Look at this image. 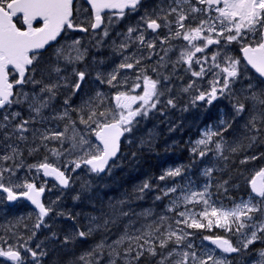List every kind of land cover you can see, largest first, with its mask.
Returning <instances> with one entry per match:
<instances>
[{"label": "snow or ice", "instance_id": "obj_1", "mask_svg": "<svg viewBox=\"0 0 264 264\" xmlns=\"http://www.w3.org/2000/svg\"><path fill=\"white\" fill-rule=\"evenodd\" d=\"M87 2L94 12L90 28L95 35V30L101 29L104 23L102 13L105 10H118L113 15L124 18L126 12H136L140 9L143 0H87ZM78 12L79 8L74 5V0H0V133H3L0 143L14 138L27 144L29 140L27 134L31 132L32 142L39 140V144L29 149V155L39 151L43 146L56 163L48 162V157H45L44 162L29 165V170L35 168L37 172L42 171L44 176L53 177L59 186L64 187L69 186L71 178L65 174V170L57 166L60 157L78 154L74 160H65V168L69 163L74 165L72 171L81 168L82 165L97 174L105 172L106 169L110 170L109 162L113 161L120 150L121 137L125 133L132 132L137 117L144 118L151 110L156 109L160 102L159 97L163 95L158 87L161 81L152 79L146 74V69L141 67L140 72L143 75L137 76L134 88H139L142 82L144 85L142 95H129L126 91H117L111 97L115 104L111 105L106 93L96 91L94 95L83 99L78 106L73 107L70 100L81 90V85L86 80V72L78 71L76 65L85 59L88 49L81 47L80 39L59 44L57 38L68 31L89 32V27L75 22V15ZM197 14H202L206 18L198 19ZM172 16L175 17L174 20L169 19ZM190 18L191 22L186 24L185 22ZM37 21L39 26H34ZM111 22L110 16L109 24ZM173 23L176 26L174 32ZM138 24H142L143 28L129 27L119 44L113 41L112 46L116 51L123 53L133 43L154 50L155 42L152 40L146 42L145 31L151 30L155 33L164 27L168 29L169 36L161 41V46L172 39H183L188 42V46L179 52L175 63L186 64V71H190L194 77L205 75L204 65L209 60L207 55L196 57V54L204 53L209 45L218 47V51L211 56V65L207 69L213 71L215 77L210 81V90L198 92L192 103L203 101L211 105L218 98L227 95L230 99L234 98L233 116L232 119L222 118L215 129L207 128L202 133V138L195 141L191 151L199 157H204L207 152L214 150L218 157L225 160L228 158L226 152L240 151L244 145L239 142L234 145L229 144L224 139V133L232 127V121L236 117H243L245 114L247 120L243 127L248 133L247 147L251 148L264 133V87L253 84L249 79V82L239 89V95L237 94L233 86L244 79L241 60L230 56L227 49L233 43L239 44L246 64L255 69L264 83V0H195V2L169 0L166 7L158 5L151 11L146 9ZM101 31L102 37L109 36L108 27H104ZM133 33H136L134 38ZM197 41L201 42L200 45L196 43ZM53 42L59 45L54 50L55 64L50 65L49 69H39L40 50H46V46L52 47ZM101 42L97 40L96 44L99 45ZM221 48L224 49L223 52L219 50ZM161 50L164 51V56L159 57L157 65L166 66L165 57L172 49L161 47ZM123 59L133 62L120 63L106 76L97 73L96 79L102 84L106 83L110 88L121 87L126 83L127 78L118 79L120 70L141 65V59L136 58L135 54L124 56ZM193 63L199 66V71L193 70ZM9 66L18 76L11 81ZM69 68L71 72L64 75L63 73ZM216 69L218 71H215ZM38 71L41 79H36ZM152 71L157 72V68H152ZM53 74L55 79H52ZM45 76L49 80L47 83L44 80ZM70 76L76 78L71 83H69ZM164 80H168V77L164 76ZM26 85L37 87L29 93L23 91ZM17 86L18 90H14ZM192 87L193 84H189L183 91L187 92ZM62 88L70 89V93L63 99L62 110L57 112L52 105ZM166 103L175 106L172 99H168ZM25 104L29 111L28 119H24L20 111L13 110L14 106ZM48 109L54 114L44 115L45 110ZM47 121H61L63 124L62 127L57 124L54 128L43 130L30 128L32 124ZM93 138L99 143H93ZM49 143H56L59 147L49 148ZM209 145H214V149ZM6 149L0 154V162H12V166H0V189L7 193L9 201L27 198L36 206L39 210V220L35 228L39 229L44 218L52 211L41 200L45 188L37 187L35 183L27 181L6 187L3 182L5 173L11 178L16 170L23 167V164L16 163L17 158L23 156V149L15 143H8ZM258 158V156H250L241 163ZM212 171L211 168L205 169L204 175L211 176ZM182 172V166L169 169L159 179L164 181L180 177ZM227 183L228 181H224V184ZM249 183L251 191L248 198L241 199L231 207L222 204L216 206L219 202L211 200L210 185H205L202 191L185 192L181 189L180 195L170 201L168 208V211H176L178 207H184L183 211L178 212L180 219L175 220L177 225L175 229L171 224L166 223L167 217L161 216L158 221L143 225L134 233L126 229L111 243L101 240L91 251L80 255L76 264H101L105 249L108 250V264H116L117 258H123L124 264H139L145 253L151 257L159 255L157 264H226L224 258L215 255L216 249L222 254L240 253L258 240L264 243V168L256 172ZM224 184L219 187H223ZM179 187L176 185L167 188L163 195L176 193ZM149 188V183L144 182L137 190L138 198L139 194ZM156 199L159 200L161 197L157 196ZM118 203L124 204L125 201ZM189 205L193 207L189 208ZM196 205H202V210L196 211ZM110 207L115 214V206ZM257 214L260 219L256 218ZM119 215L126 216L128 213L121 211ZM143 215H151V211ZM92 219L95 221L97 218ZM109 222L105 219L103 225L93 223L87 231H77L75 235L80 238L87 237L96 229L106 227ZM179 225L184 227L181 228ZM213 227L224 229L226 233L236 236L239 246H235L232 240L225 236L209 235L204 236L203 240L211 241L215 249H203L198 254L191 242L186 243L193 235L187 229L201 230ZM55 235L53 233V236ZM31 239V236L28 237V240ZM72 239L71 236H65L63 243L67 244ZM169 245L172 247L165 254L163 250L168 249ZM157 249L161 251L158 253ZM46 255L47 252L41 244H37L33 249L27 240L23 244H10L0 237V257L6 258L12 264H29L28 256L31 257V264H41V260ZM256 256L254 264H264V249L258 250Z\"/></svg>", "mask_w": 264, "mask_h": 264}, {"label": "rangeland", "instance_id": "obj_2", "mask_svg": "<svg viewBox=\"0 0 264 264\" xmlns=\"http://www.w3.org/2000/svg\"><path fill=\"white\" fill-rule=\"evenodd\" d=\"M193 2H195V0H193ZM214 15H215V13H213V16ZM172 17H174V16H172ZM108 20H109V18L106 19V23L108 22V24H107L108 27L112 23H116V20H112L111 24H109ZM122 33H123L122 31L109 30V36L108 37L99 36L97 38V40L102 41L101 46H100L99 50L95 51L94 53L90 52V47H85L88 49V54L85 57V59L82 61L83 62L82 67H83V71L86 72V80L84 83V87L87 90H90L91 92L101 91V92L106 93L109 96L111 93V88L106 83L102 84V83H100L99 80L96 79L97 73H101V74H104L106 76L107 73H110L113 71V70H110V68L115 69L122 62H132L131 60L124 61V59H123L124 56H129L128 55V49L129 48L127 50H125L123 53H120V52L116 51L115 48L112 46L113 41H115L117 43L116 38L121 36ZM152 37H153L152 35L147 36V33L145 32V38L147 40H152ZM221 43H222V40H221ZM237 45L240 47L239 44H237ZM136 49L138 51L137 54L140 57L139 59L145 60L149 57V49L148 48L140 47V46L138 47V45H137ZM219 50L222 52L224 51L223 49H219ZM212 51L213 50H210L208 55L205 54L209 57L208 62L205 63V65H204V67L206 69L205 75L203 77H194V76L192 77V78H200L202 81V83L198 84V88H196L194 85L191 88V89L196 90L197 94L200 91L210 90V81H212L215 78L213 75V71H207V69L211 65V59L210 58L214 53ZM227 51H228V54L230 56H233V57L241 60L239 50L227 49ZM130 52L132 53V50ZM113 53L118 55L117 60H111ZM161 53H162V50L159 49V54H161ZM202 56H204V55H202ZM202 56H198V57H202ZM218 62L222 63V61H219V60H218ZM192 68L194 71H199V66H197L196 64H193ZM186 69L181 71L180 73L174 74L175 76H179V82H178L177 86H180V87L183 86L184 88H186L189 85L187 82L182 80V77L186 76L189 73L188 71H186ZM130 70L131 69L120 70L119 77L120 78L126 77L128 80L131 77V74L128 73ZM241 70H242L244 79L241 83H238V84L233 86L236 89L238 95H239V89L241 87H243L244 85H246L249 82V79L251 80V82L253 84L259 85L260 87H264V84L260 83L256 79H254V77L250 74V72L247 71L246 67L244 66V63H242V60H241ZM215 71H218V69H216ZM36 77H37V75H36ZM221 79H222V77H221ZM163 87H164V84H162V81H161V86H160L161 92H163ZM33 88H34L33 85H26L23 88V91L31 93ZM189 91H190V89H189ZM189 91H187V92L183 91V94H180L179 92L164 94V92H163V95L161 96V98H162V116H163L164 123H166L167 120L169 118H171V116L168 115L170 105H168L166 102L168 99H172L174 101L175 108L178 111V114H177L178 120L176 121V123L174 125L178 128H182L181 123H182L183 119H186L194 130V132H193L194 138L192 139V142L195 143V141L202 138V133L207 128L212 127L215 129L216 126L219 124V121L222 118L223 119H232V115H233L232 104L234 102V98L230 99L227 97V95L224 96V100H221L222 97L218 98L211 105H208V110H209L208 113L205 112L207 110L205 102L200 101L198 103L196 102L195 104L192 103L191 111L193 112L192 115L194 117H196V119L194 120V123L191 124L190 119H187L186 118L187 116H184L180 113V110L184 105L183 102L181 103V105L177 104L178 98H181V100L185 101V102L188 101ZM114 92L116 93V91H114ZM58 96L59 97H57V99L54 101V103L52 105V108L55 109L57 112L62 110V108H63V96L62 95H58ZM194 97H193V99H194ZM73 98H74V96H72L71 100ZM71 100H70V103H71ZM223 101L226 103L224 106V109H219L218 105H220L221 102H223ZM109 102H110V99H109ZM22 106H25L26 110L28 111L26 104L22 105ZM183 110H184V113H186L188 110V107H185ZM216 111L219 114H216ZM20 112H21L22 117L24 119L29 118V111L25 112V113H23L22 111H20ZM212 113H214L213 124L204 125V126H201L202 128L201 127L198 128V125L201 122L206 121L207 118H205V116L206 115L210 116ZM53 114L54 113L52 112L51 109L46 110V112L44 113V115H46V116L53 115ZM137 118L143 120L142 124L135 123V125H138V130H136V132H137L136 134L138 135L140 143L147 145L145 142H147L148 140H145L144 137H147L148 135H152L155 137L161 136L162 132H161L160 126L158 129H154L152 126H148L145 123V120L147 119V117H144V118L137 117ZM246 120H247V114H245L243 117H236L232 121L234 124H232V127L227 132L224 133L225 134L224 139L228 143H229V141H230V143L233 141L235 143L236 142L235 140H239V142L245 146V142H248V140L246 139V136L248 135V133H246V131L243 127L244 124L246 123ZM57 124H60L62 127L63 122H61V121H47L45 123L37 122L35 124L30 125V128H36V129L43 130L45 128H54ZM172 128H173V125L170 126V129H172ZM237 128H238V130H237ZM240 130L242 133H239ZM131 133H135V131H133V129H132ZM27 135L29 136V140H28L27 144H25V142L16 141L14 138H13V140L3 141V143H0V154H3L7 150L6 145L8 143L18 144L23 149V156L18 157L16 160V163L17 164H23V167L16 170L14 175L11 178L9 177V175L7 173H5L4 178H8V184L10 186L20 184V183H23L25 181L28 182L26 172L29 169L28 166L33 165V162L29 158L34 157L36 159L35 162H38L37 158H41V162H44L45 157H48V162L56 163V160L49 154V152L43 146H41L39 148V151L34 152L33 154L29 155V149L32 147H36V145L39 144V140H36V142L33 143L31 132H29ZM163 136L166 140H170V137H171L170 133H167ZM2 137H3V133H0V140H2ZM134 139H137L136 135H135ZM93 143H96L95 138H93ZM172 144L173 143L168 142L167 145L171 146ZM255 144L257 146L256 148H257L258 152L256 151V149H254L250 153V155L248 156V157H250V156H258L259 157L256 160H249V162L252 164V166H251L252 173H255L256 171H259L260 169L264 168V133L261 134V137L257 140V142ZM147 146L150 147L151 145H147ZM48 147L49 148L59 147V145L56 143H49ZM209 147L214 149V145H209ZM77 156H78V154H72L69 156H62L59 158V162L57 163V166L65 168V160L71 161V160L76 159ZM123 156L124 155H122V158L120 159L119 163L125 161L126 157L124 158ZM208 156H212V159L214 161L217 160V158H218V156L216 155L214 150L207 152V154L204 157H199V156L198 157H199V159H201V158L204 159ZM41 162H39V163H41ZM0 166H12V162H0ZM73 167H74V165L69 163V164H67L66 169H68L70 172H73L72 171ZM208 168L213 169V167L206 166V169H208ZM75 171H76V176L74 177V181L71 185V189L68 192H66L65 194H62L61 193L62 191L59 190L52 183H50L48 186L46 204H47V207L52 209L51 212H53L56 215H52V216L48 217L45 222L41 223L40 228L36 229L35 225L38 223V220L34 224L28 223L27 222L28 217H29V220H31L32 222L35 220L34 219L35 217L33 216L32 211L30 212L28 209L24 208L17 215V219H16L15 223H12V225H11L12 227H16V228L20 227V229L22 231V235H21L22 244L25 242L24 237H26V234L24 231L27 230L30 227V225H32L31 229L33 228L34 233H35L34 236H33V233L31 236L32 237V248L35 249L37 244H41V247L49 255L47 264H53V262H56V259H59L58 253L60 252V249L64 250V251H70L71 250L70 248H64L65 243H63V238L65 237V234H70L71 232H75V230L74 229L70 230V228H71L70 223H66L67 220L65 218L61 219L58 217L61 213L67 212V209H65V205L67 203V200H69L71 197H73L75 195V193L77 191H79L78 187H82L83 185H87L89 183L90 177L92 174L91 171H89L88 168L84 167L83 165L81 166V168L76 169ZM183 171H184V169H183ZM30 172L32 173L33 177L36 178V180L41 181L40 173L37 172L35 170V168L31 169ZM207 178L210 179L211 177L207 176ZM209 182H210V180H209ZM204 186H205V184L202 186H195V187H193L192 191H202L204 189ZM179 189H180V187L177 188V190H179ZM14 190H16V189L14 188ZM209 192H210V189H209ZM179 195H180V193L174 195L172 198L169 197L170 196L169 195L168 196L169 198H167V201H165L166 204L164 203V204L159 205L160 206L159 211L152 209V207H150L149 205H147L145 207L144 206L145 204L137 205L138 207L137 206L128 207V206H124L123 204H119L118 203L119 201H118L117 205H114L116 208V213L118 214V216H125V215H119V212H121V211L128 213V215L125 216L127 218L125 219L124 222L120 221L118 219L111 222L113 225L123 224V227L112 232V235H110V237L106 240V242L111 243L112 241L116 240L120 235H122L124 233V231L126 229L130 233H134L136 229L141 228L143 225L151 224L154 221H158L159 217H161V216L167 217L168 219H167L166 223L172 225L175 220L180 219L178 216V212L184 210V207L181 206V207H178L176 209V211H168L170 201L175 199ZM247 198H248V196L245 197L244 199L246 200ZM211 200H212V195H211ZM88 202L91 203L92 200L89 199ZM0 203H4V199L1 195H0ZM91 204H89L90 209L93 210L91 213H93V212L98 213L97 215L96 214L94 215L97 218L95 220V223L97 222V220H99L101 218V216H99V214H101L107 210L112 212L111 207H110V206H112V204H108L107 206H105V209L104 208L101 209L98 206H95L96 204H93V205H91ZM142 206H144L145 208L142 209L140 212H138V210ZM192 207L193 206H190L189 208H192ZM217 207H219V206H217ZM195 209H196V211H200V210H202V207L201 208H195ZM149 210L151 211V215H148V216L143 215V213H145ZM134 211H135V213H134ZM4 213H6V210H4ZM4 213H0V214H4ZM130 213L131 214L134 213L133 216L131 217L132 219H129ZM57 215H58V217H57ZM25 216H27V217H25ZM115 217H117V216H115ZM8 220H11V219H8ZM21 223H22V226L20 225ZM45 225H47V227H45ZM62 225H64V226H62ZM54 226H57V227L54 228ZM174 226L177 227V225L175 223H174ZM172 227H173V225H172ZM179 227L183 228L184 226L179 225ZM67 229H68V231H67ZM49 230H55L58 234L53 236L52 233H48V235H47L48 237L44 236V238L49 239L46 242H45V240H41V239L36 238L37 235L40 234L39 232H45V231L48 232ZM216 230L218 232L219 231L225 232L224 229H220L217 227H213L212 229H201V230H199V233L197 235H194V233H193V235H192L193 240H189L188 242H191L195 246L198 254L203 249H212V248L208 247V245L206 243L207 240H203V237L208 236L207 234H209V232H214ZM187 231L192 232L189 229H187ZM14 233H15V230L12 228V231H10L9 235L14 236L15 235ZM228 235L233 236L231 234H228ZM234 237H235V246H239L237 244L238 238L236 236H234ZM121 251H122V249H121ZM166 252H165V254H166ZM240 254H241V261H239L237 264H254V261L257 259L256 254L253 255L251 253V251L248 249L242 250L240 252ZM215 255L217 257L224 258L226 260V264H233L232 260L229 257H225L216 251H215ZM159 259L160 258H155L156 264H157V261ZM41 264H43V263H41ZM101 264H108V250L107 249L104 250L103 260L101 261ZM116 264H124V259L123 258H117Z\"/></svg>", "mask_w": 264, "mask_h": 264}, {"label": "trees", "instance_id": "obj_3", "mask_svg": "<svg viewBox=\"0 0 264 264\" xmlns=\"http://www.w3.org/2000/svg\"><path fill=\"white\" fill-rule=\"evenodd\" d=\"M88 41L89 42L86 43V47H90V50L94 52L99 50L101 44H96L97 39H89ZM41 63L43 65H41L39 69H49L50 65L55 64V58H46V56H43L41 59ZM61 66L63 67V65ZM63 74L67 75L66 72H64ZM36 79H41V74L39 71L37 72ZM52 79H55L54 74L52 76ZM44 80L46 83L49 82L47 76L44 77ZM69 93L70 89L62 88L59 95H62L64 99L67 95H69ZM92 95H94V92L87 90V94L83 95L77 101V106L82 102L83 99H87ZM232 124L234 123L232 122ZM239 133H242L241 130L239 131ZM235 141L239 142V140ZM132 143L129 140L123 143V157H126L127 161H123L122 163L125 164V168L119 167L117 169V174H119L117 175V177L119 180H122V182H120H126L123 183L124 186L121 185V188L118 189L117 192H115L111 187V185L114 183L109 182V180L108 182H101L97 179L98 177H93L91 184L88 183L87 185L78 187L79 191H77L73 197L67 200V204L65 205V209H67V212L61 213L59 215V218H65L70 223V230L74 229L75 232H71L70 234H68V236L73 237V239L64 246V248H70L71 250L64 251L60 249L63 253L60 254L59 259H56V262H53V264H76L77 258L80 255L85 252L91 251L98 243L101 242V240L106 241L110 237V235H112V232L123 227V224L113 225L111 222L116 219L124 222L127 217L118 216L117 213L113 214L111 211L107 210L99 214L101 218L96 222L97 224L103 225L104 220L108 219L110 222L106 227L96 229L91 235L87 237L78 238L75 235L77 231H87L88 228L92 226L93 223H95L92 218L95 217V214H98L96 212L91 213L93 210L90 209L89 204H96L95 206H98L101 209H105V206H107L108 204L117 205L118 201L123 200L125 201V203L123 204L124 206L130 207L145 204V207L149 205L150 207H152V209H154L155 205H161L164 203L166 204L165 201H167V198H172L174 195L181 193V190H179V192L177 191L176 193H171V195L167 197L163 195V189L160 191L161 188H159L158 185H154V189L157 191L149 192V189H145L143 193L139 194L138 198V188L144 182L150 183L154 180H158L166 170L181 166L183 167L184 171L180 178L182 182V189L185 192H188L189 190L192 191L193 187L195 186H202L204 184L210 185L209 189L212 195V201L219 202L216 206H220L221 204H233L236 199L249 192L248 182L251 175L250 170L252 164L250 162L244 164L241 163L242 160H245V156H249L250 153L257 147L256 144H253L251 148L247 147L249 141L245 142V146L236 153L226 152L225 155L228 157L226 160L220 158L218 160H215L211 164L207 161V157L204 159H199L197 157L196 159L197 155H190V153L188 152V148L184 146L183 141H179L176 145H173L170 148H168V146L163 147L159 144L152 148H143L140 144L137 143V140L136 142ZM235 143L234 141L231 143L229 141V144L234 145ZM65 147H67V144L65 145ZM167 156L169 157V160L168 162L164 163L163 159ZM206 166L213 167L210 179H208L207 176L204 175ZM63 169L68 170L64 167ZM186 170L188 171L187 174H185V172H187ZM129 177H132L136 180L132 179L133 182L130 183L128 182L130 179ZM107 178L110 179V177ZM224 181H228V183L224 184ZM156 182L163 183L162 186H164L165 183H174L175 181L169 178L164 181L158 180ZM221 184H224V186L219 187ZM152 185L150 186L152 187ZM96 191L97 193H95ZM157 196H160L161 199L157 200ZM89 199L92 200L91 203L88 202ZM144 206H142L138 210V212L144 209ZM190 206L192 205H189L188 207ZM201 207L202 205L195 206V208ZM129 219L132 218L130 217Z\"/></svg>", "mask_w": 264, "mask_h": 264}, {"label": "flooded vegetation", "instance_id": "obj_4", "mask_svg": "<svg viewBox=\"0 0 264 264\" xmlns=\"http://www.w3.org/2000/svg\"><path fill=\"white\" fill-rule=\"evenodd\" d=\"M168 3H169V0H163V2H162V0H143L142 7L140 9H138L136 12H131V13L126 12V15L128 16V20L125 22V26H122V24L120 25V28H121L120 30L123 33L121 36L116 38V41H117L116 44H119V42H121V40L123 39V34H125L127 32V29L129 27L143 28V25L138 24V22L140 21V17L142 15H144V11L146 9L151 11L152 8H156L158 5L166 7ZM109 15H111V14H107V16H109ZM197 16H198V19L199 18H205L202 16V14H197ZM169 19L174 20L175 17H169ZM75 22L81 23L80 21H78L76 16H75ZM190 22H191V18L189 19V21H186L185 23L187 24ZM104 23H105V21H104ZM118 24H119V22L117 21V23H112L110 25L111 26L110 28L112 29V31H115V29L118 27ZM192 26H195V24H192ZM175 30H176V26L173 23L172 24V31L174 32ZM145 32L147 33V36L148 35L153 36L152 41L155 42V45H156L155 49L154 50L149 49V57L145 60L141 59V65L135 66L134 68H132L128 72L131 74V77L126 81V83H124L119 88H111V93L109 96H111V97L114 96L115 95L114 91H116V92L117 91H126L129 93V95H142L143 94V88H144V85L142 82H141V86L139 88H134V85L137 82V79H136L137 76L143 75V73L140 72L141 67L146 69V74L148 76H150L152 79H154V80L159 79L162 81V84H164V87H163L164 94L173 93V92H179L180 94H183L184 87L183 86L182 87L177 86V84L179 82V76H175L174 74L180 73L181 71L185 70L187 68V65L181 64V63H175V62L177 61V59L179 57V52L183 48L188 46V42L184 41L183 39H172L169 42L163 43V45L161 46V41L166 36H169L168 29L161 27L155 33H153L151 30H146ZM135 35H136V33H133V38L135 37ZM221 40L223 43V39H221ZM147 41L148 40L146 39V42ZM196 43L198 45H200L201 42L197 41ZM137 45H138V47L140 46L138 43H133L129 47L128 55L133 56V54H135V57L139 59L140 57L138 56V54H137L138 51L136 49ZM140 47H142V46H140ZM161 47H163L164 49H168V48L172 49L171 51L168 52L167 56L165 57L166 66H158L157 65V61L159 60V57L164 56V51H162V53L159 54V49H161ZM215 47H217V46L216 45H209L205 49L204 53H197L196 57L202 56L205 54L208 55L210 50H213L212 52H215ZM131 50H132V53L130 52ZM237 50H239V52H240V49H237ZM150 53H152V54H150ZM117 59H118V55L113 53L111 60H117ZM193 64H195V63H193ZM152 68H157V72H153ZM110 70H113V68H110ZM188 72L189 73L186 76L182 77V80L187 82L188 84H193L196 88H198L199 80L202 83L201 79L200 78H192L193 76H192L191 72L190 71H188ZM164 76H167L168 80H164ZM119 78L120 77H118V79ZM160 86H161V83L158 86L159 89H160ZM132 89H134V90H132ZM196 94H197L196 90L190 89L188 101H186V102L182 101L181 98H178V100H177L178 105H181V103L183 102L184 105L181 108L180 113L184 116H187L186 118L190 119L191 124H193L194 120L196 119V117H194L192 115L193 112L191 111L192 99ZM159 100H160V102L157 104L156 109L151 110L148 113V115L146 116L147 119L145 120V123L148 126H152L154 129H158L160 126L162 134H161V136H157V137L152 136V135H148L147 137H144L145 140H148L145 143L147 145H158L159 144V145L167 146L168 141L164 138L163 135L170 133L171 141H177L180 139V141L184 142V146H186L188 149L192 148V146L194 144L192 142V139H193L192 133L194 132V130L191 127V125L188 123V121L186 119H183V121L181 123L182 128L176 127L174 124L178 120V117H177L178 111L176 110L175 106H171V105L169 106V111H168V115L171 116V118H169L167 120V122L164 123L163 116H162V98H161V96L159 97ZM111 101L113 102L114 100L111 99ZM185 107H188V110L186 113H184V110H183ZM136 121L139 124L143 123V120H141L139 118L136 119ZM211 122H212V118H207L205 122H202L201 126L208 125ZM171 125H173L172 129H170ZM15 208L16 207H6V206H3L0 204V213H4V210L8 209L7 213L0 214V237H3L10 244H16V243L22 244V242H21L22 231H21L20 227L16 228V227L11 226L12 223H15V221L17 219V215H18L17 212L13 211V209H15ZM257 218L260 219V216H258ZM8 219H11V220H8ZM174 223H175V221H174ZM174 223L172 224L173 229L176 228V226H174ZM20 225L22 226V223ZM31 226L32 225H30V227H29L30 231L32 230ZM12 228L15 230L14 236L9 235L10 231H12ZM171 247H172V245H169L168 250H170ZM254 247L259 248V249H264V243L259 241V242L254 244ZM165 250L167 251V249H165ZM22 255H24V253H22ZM47 255L44 258V262H45L44 264H47V261H48ZM227 257H228V255H227ZM27 259L29 261V264H31V257L28 256ZM144 262L147 264H156V262L151 261V257H149L147 255V253H145V255H144ZM0 264H12V262L8 261L6 258L0 257Z\"/></svg>", "mask_w": 264, "mask_h": 264}, {"label": "water", "instance_id": "obj_5", "mask_svg": "<svg viewBox=\"0 0 264 264\" xmlns=\"http://www.w3.org/2000/svg\"><path fill=\"white\" fill-rule=\"evenodd\" d=\"M87 1V0H86ZM116 11H118V10H116ZM47 47V46H46ZM41 51V50H40ZM243 53V52H242ZM244 58V57H243ZM244 61H245V59H244ZM246 62V61H245ZM250 68H251V66L250 65H248ZM9 68H11V66H9ZM253 69V68H252ZM254 71H255V69H253ZM255 73H256V71H255ZM257 75H259L258 73H256ZM122 138H123V136L121 137V139H120V148H121V140H122ZM97 141V140H96ZM98 143H99V141H97ZM119 153H120V150H119V152L117 153V156L119 155ZM116 156V157H117ZM116 157L115 158H113V161L116 159ZM112 161H110L109 162V164L111 163ZM106 171V170H105ZM103 173H105V172H103ZM103 173H100V174H103ZM42 176L44 177V178H46V179H49V180H51V181H53V182H55V183H57V185H58V182L57 181H55V179L53 178V177H46V176H44L43 175V172H42ZM59 186V185H58ZM59 187H61L62 189H67L68 187H64V186H59ZM251 188V187H250ZM44 196H45V191H44V193L41 195V200H42V202L44 203ZM19 199V198H18ZM17 199V200H18ZM27 199V198H26ZM17 200H14V201H9L8 200V202L10 203V204H14ZM27 201H28V203L30 204V206L34 209V210H36L37 212H39V210L36 208V206L35 205H33L32 203H31V201L30 200H28L27 199ZM209 244H211L212 245V243H211V241H209L208 242Z\"/></svg>", "mask_w": 264, "mask_h": 264}, {"label": "bare ground", "instance_id": "obj_6", "mask_svg": "<svg viewBox=\"0 0 264 264\" xmlns=\"http://www.w3.org/2000/svg\"><path fill=\"white\" fill-rule=\"evenodd\" d=\"M206 113H208V112H206ZM177 118V117H176ZM193 134V133H192ZM159 163V162H158ZM129 182V181H128ZM124 186V185H123ZM73 202V201H72ZM60 203V202H59ZM78 203V202H77ZM67 204V203H66ZM67 206H69V205H67ZM78 206V205H77ZM137 206V205H136ZM138 207V206H137ZM62 210V209H61ZM85 210V209H84ZM80 211V210H79ZM77 213V212H76ZM67 214V213H66ZM70 215H72V214H70ZM76 215V214H75ZM79 215V214H78ZM83 215V214H82ZM87 215V214H86ZM78 217V216H77ZM83 217V216H82ZM80 220H82V219H80ZM28 222V221H27ZM49 240V239H48ZM46 242V241H45ZM50 246V245H49ZM51 247V246H50Z\"/></svg>", "mask_w": 264, "mask_h": 264}]
</instances>
